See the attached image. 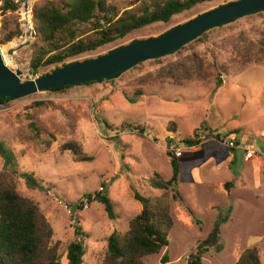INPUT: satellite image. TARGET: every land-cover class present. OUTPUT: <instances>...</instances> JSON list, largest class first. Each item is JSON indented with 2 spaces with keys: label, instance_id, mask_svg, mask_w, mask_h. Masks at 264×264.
Masks as SVG:
<instances>
[{
  "label": "rangeland",
  "instance_id": "374dc122",
  "mask_svg": "<svg viewBox=\"0 0 264 264\" xmlns=\"http://www.w3.org/2000/svg\"><path fill=\"white\" fill-rule=\"evenodd\" d=\"M28 1L32 25L31 6L36 0ZM131 1L109 0L120 9ZM227 1L230 0L198 3L166 23L146 25L67 61L95 57L133 39L157 35ZM17 3L16 11H2L1 51L24 36V12L21 2ZM15 23L20 35L9 41L12 43L3 44L4 35L14 29ZM28 41V45L14 49L12 57L4 58L11 69L21 70L23 81L31 78L27 71L33 37L29 36ZM5 44L8 45L1 47ZM192 53L203 64L200 74H194L197 80L174 85L157 72L162 65ZM51 68L43 67L32 77ZM217 73L222 80L219 87L215 86ZM129 97L135 102H129ZM38 100L50 101L52 105L30 106ZM28 117L35 123L36 131L29 125ZM102 119L112 126L111 130L102 124ZM123 123L144 129L113 130ZM171 123L174 130L169 128ZM216 133L220 138L215 137ZM232 136L237 145L254 151L250 158L244 157L240 146L233 148L238 152L229 151L232 147L226 142ZM166 137L175 141L188 137L200 140L198 145L174 149L180 162L177 190L199 223L171 198L173 192L168 190L174 220L168 245L148 256L147 264H187L190 253L210 232L219 212L227 209L229 217L220 225L221 249L217 252L210 248L201 264H233L246 247L258 248L264 264V10L212 28L201 41H191L172 54L142 61L117 77L57 92H37L0 105V140L15 152L20 171H32L43 180L44 189L37 190L27 188L22 178L14 177L18 192L35 202L51 224L52 243H58L59 264L64 263L67 246L75 238V220L88 234L83 238V264H100L107 236L113 230L125 232L128 221L141 209L132 196L130 183L146 196L163 193L148 187L146 180L154 171L163 179L171 175ZM69 140L79 143L92 160L77 161L69 151L60 150V145ZM231 154L235 156L232 168L230 162L224 161ZM244 161L248 165L239 169ZM2 165L0 158V170ZM227 181L231 182L228 191L224 189ZM103 183L114 204V220L107 217L100 202H85L83 196L93 195ZM79 201L83 202L82 209L75 207ZM164 254L166 262L161 261Z\"/></svg>",
  "mask_w": 264,
  "mask_h": 264
},
{
  "label": "trees",
  "instance_id": "16d2710c",
  "mask_svg": "<svg viewBox=\"0 0 264 264\" xmlns=\"http://www.w3.org/2000/svg\"><path fill=\"white\" fill-rule=\"evenodd\" d=\"M1 1L2 6L0 8L4 13L14 12L18 8V3L14 0ZM205 1L211 0H132L129 5L120 9L114 3H110L109 0H36L31 6L33 41L30 44V68L36 75L41 68L52 66L48 71L51 72L69 63L70 61L67 59L96 50L146 25L156 22L166 23L173 15ZM208 31L192 41H201ZM19 35V25L15 23L14 29L4 35L2 43H7L14 36ZM10 43L12 42L8 44ZM187 44L179 49L184 48ZM202 67L203 64L198 56L192 53L186 55L184 59L162 65L157 68V72L166 76L170 84L181 85L183 81L197 80L194 74H200ZM219 76L217 73L216 87L222 84ZM197 78L202 79L200 76ZM102 81L105 79L68 84L49 88L45 91L57 92L72 86ZM136 94H141V92L137 91ZM10 100L12 99L0 97V105H6ZM128 100L131 103L135 102L133 97H129ZM46 105L49 106L52 103L38 100L32 102L30 106ZM28 119L31 120L29 125L36 131L35 123L31 117ZM101 122L107 129L112 127L105 119H102ZM173 127L174 123H171L169 128L174 130ZM119 128L129 131L135 129L138 132L144 129L139 125L123 123L118 129L114 128L113 130L116 131ZM232 132H236V129L228 131L226 135ZM36 136H39L38 132H36ZM215 137L220 138V134L216 133ZM199 143L200 140L196 137L183 138L178 141L166 137L165 153L169 158L171 175L168 179H163L158 172L154 171L153 175L146 180L148 187L162 190L163 193L158 196H146L140 194L130 183L132 196L140 203L141 209L128 221V228L125 232L113 230L107 236L106 250L100 264H147L148 256L160 252L168 245V234L174 222L170 212L168 190L173 192L171 198L183 206L185 212L195 223H199L195 212L185 203L184 198L177 190L180 162L173 150L177 146L186 145L190 147ZM60 150L69 151L77 161L92 160L91 156L83 152L81 145L72 140L61 144ZM229 150L234 149L229 148ZM120 151L119 156L122 161L124 146L121 147ZM0 158L3 162L0 170V264H59L58 243H52L53 228L51 224L35 202L18 192L14 177L22 178L27 188L37 190L44 189L43 180L36 178L32 171H20L15 152L1 140ZM123 166L125 169H129L128 165L123 164ZM262 172L264 175V167ZM229 186L230 182L224 184L227 191ZM83 196L85 202L89 203L91 200L100 202L109 219L114 220L117 217L114 212L113 201L108 194V187L104 183L93 192V195L85 193ZM82 206V201L75 204L77 209H82ZM229 213L230 209L219 212L210 232L198 243L195 252L190 253L187 264H201L202 256L210 248L217 252L221 249L219 243L220 225L227 220ZM74 224L75 238L68 244L66 258L62 264H83L85 253L83 238L87 237L88 234L78 225L77 220L74 221ZM161 261H167L166 254L161 257ZM233 264H262L258 248H244Z\"/></svg>",
  "mask_w": 264,
  "mask_h": 264
},
{
  "label": "water",
  "instance_id": "95a60500",
  "mask_svg": "<svg viewBox=\"0 0 264 264\" xmlns=\"http://www.w3.org/2000/svg\"><path fill=\"white\" fill-rule=\"evenodd\" d=\"M22 8L28 11L29 3L23 2ZM260 10H264V0H230L157 35L133 39L95 57L70 61L44 75L32 77L33 71L29 68L27 73L31 78L24 81L20 78L21 71L7 67L0 53V97L22 98L49 88L114 78L142 61L178 50L213 27ZM32 33L31 25L26 34L31 37ZM7 52L10 54L13 50Z\"/></svg>",
  "mask_w": 264,
  "mask_h": 264
},
{
  "label": "bare ground",
  "instance_id": "6f19581e",
  "mask_svg": "<svg viewBox=\"0 0 264 264\" xmlns=\"http://www.w3.org/2000/svg\"><path fill=\"white\" fill-rule=\"evenodd\" d=\"M23 2H28L29 3V1L28 0H23ZM23 2H22V4H23ZM23 9V8H22ZM23 16H22V13H21V16H22V19H24V29H25V31H24V36H23V38L21 39V40H19L16 44H14L12 47H10V48H7V49H4V50H0V53H1V56H2V59H3V61H4V63H5V65L7 66V67H9L7 64H6V62H5V57L6 56H9V57H12L13 56V54H14V49H16V48H21L22 46H24V45H27L26 43H28L29 41H28V38H29V36L26 34L28 31H29V28H30V26H31V22H30V13H29V10L27 11H25V10H23ZM27 41V42H26ZM9 49H12L13 50V52L12 53H8L7 51L9 50ZM10 68V67H9ZM19 68H21V67H19ZM22 69V68H21ZM13 70H15V69H13ZM18 70H20V69H18ZM21 71V70H20Z\"/></svg>",
  "mask_w": 264,
  "mask_h": 264
},
{
  "label": "built area",
  "instance_id": "2783aa9c",
  "mask_svg": "<svg viewBox=\"0 0 264 264\" xmlns=\"http://www.w3.org/2000/svg\"><path fill=\"white\" fill-rule=\"evenodd\" d=\"M15 2H17L16 0H14ZM2 6V1L0 0V7ZM29 13H30V10H29ZM2 9L0 8V19L2 18ZM1 22V21H0ZM226 144H227V146H229V147H232V148H237V147H239L240 145H237L235 142H234V137L232 136L230 139H229V141L228 142H226ZM239 149H242V150H244V157L245 158H250L252 155H253V153H254V151L252 150V149H247V148H244V147H241L240 146V148ZM174 150V149H173ZM174 154L177 156V155H179V153L178 152H176L175 150H174ZM84 206H86V204L84 205Z\"/></svg>",
  "mask_w": 264,
  "mask_h": 264
},
{
  "label": "crops",
  "instance_id": "0c3cea01",
  "mask_svg": "<svg viewBox=\"0 0 264 264\" xmlns=\"http://www.w3.org/2000/svg\"><path fill=\"white\" fill-rule=\"evenodd\" d=\"M229 151H231V152H234L235 150H229ZM235 152H238V151H235ZM240 153L243 155V151H240ZM227 158H226V160L224 159V161H226V162H230L229 163V165H231V168L234 166L233 165V163H234V161H235V156L234 155H227L226 156ZM243 160H245V159H243ZM223 161V162H224ZM246 161V160H245ZM245 161L239 166V169H241L242 167H243V169H244V167L246 166V164H247V162H246V164H245ZM248 165V164H247ZM229 167V166H228ZM229 169V168H228ZM227 182H230V181H227ZM226 183V182H225ZM224 183V184H225ZM231 183V182H230ZM230 186H231V184H230ZM230 186H229V188H230ZM225 189V188H224Z\"/></svg>",
  "mask_w": 264,
  "mask_h": 264
}]
</instances>
